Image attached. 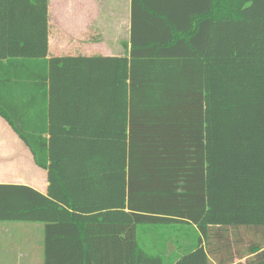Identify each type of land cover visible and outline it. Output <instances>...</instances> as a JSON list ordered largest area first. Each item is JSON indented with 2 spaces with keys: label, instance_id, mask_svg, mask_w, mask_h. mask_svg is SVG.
Listing matches in <instances>:
<instances>
[{
  "label": "trees",
  "instance_id": "obj_1",
  "mask_svg": "<svg viewBox=\"0 0 264 264\" xmlns=\"http://www.w3.org/2000/svg\"><path fill=\"white\" fill-rule=\"evenodd\" d=\"M131 18L126 55L47 59V137L0 101L47 169L44 264H264V0H132ZM47 50L48 0H0V63ZM140 226L182 254L145 252Z\"/></svg>",
  "mask_w": 264,
  "mask_h": 264
},
{
  "label": "crops",
  "instance_id": "obj_2",
  "mask_svg": "<svg viewBox=\"0 0 264 264\" xmlns=\"http://www.w3.org/2000/svg\"><path fill=\"white\" fill-rule=\"evenodd\" d=\"M132 0H48V50L45 59L34 62L17 61L13 65L0 63V101L18 109L20 123L26 131L44 132L48 128L49 66L52 57H90L126 55L131 49ZM5 61V60H4ZM14 74V75H13ZM13 86L20 87V97L10 95ZM22 89V92H21ZM49 182L47 169L39 166L30 146L0 113V264H44L47 226L56 220L54 206L44 210ZM13 205L22 213L34 216L30 220L6 218ZM47 216V215H46ZM53 223V224H49ZM66 236L53 240L55 244L74 242L72 228ZM152 227L137 228V242L145 252L172 259L181 255L187 242L151 235ZM53 248V247H52ZM69 251V249H68ZM57 251L52 250V258ZM60 254L65 256L63 252ZM230 255H228L229 258ZM235 257L228 264H252L251 257Z\"/></svg>",
  "mask_w": 264,
  "mask_h": 264
},
{
  "label": "rangeland",
  "instance_id": "obj_3",
  "mask_svg": "<svg viewBox=\"0 0 264 264\" xmlns=\"http://www.w3.org/2000/svg\"><path fill=\"white\" fill-rule=\"evenodd\" d=\"M180 227L181 226H176V225H174V226H170L169 228V231H167V234H171L172 236H175V235H179V236H194L193 238H195V240L197 239V235H198V233H196V231L195 230H193L190 226H182L181 227V229H180ZM244 235H245V233H244ZM251 235L252 236H254L253 238H255V234H252L251 233ZM244 237H246L248 240H249V236H244Z\"/></svg>",
  "mask_w": 264,
  "mask_h": 264
}]
</instances>
